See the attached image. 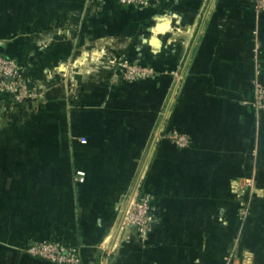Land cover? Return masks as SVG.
<instances>
[{"label": "crops", "instance_id": "0c3cea01", "mask_svg": "<svg viewBox=\"0 0 264 264\" xmlns=\"http://www.w3.org/2000/svg\"><path fill=\"white\" fill-rule=\"evenodd\" d=\"M0 53L27 60L40 92L0 98V264H50L24 251L46 236L82 264H264V114L245 102L256 69L264 81V10L0 0ZM117 56L157 75L113 83ZM172 129L186 148L162 138ZM138 184L160 213L146 243L116 210Z\"/></svg>", "mask_w": 264, "mask_h": 264}, {"label": "built area", "instance_id": "2783aa9c", "mask_svg": "<svg viewBox=\"0 0 264 264\" xmlns=\"http://www.w3.org/2000/svg\"><path fill=\"white\" fill-rule=\"evenodd\" d=\"M256 10H264V0H250ZM122 6L144 7L149 0H116ZM110 65V80L113 83L127 84L155 78L157 71L150 65L137 60L117 56L108 60ZM28 62L16 56H6L0 53V98L4 103H24L27 100L39 98V86L35 84V76L27 71ZM251 96L245 101L252 109L264 114V81L261 80L259 71L253 72L251 79ZM175 92V87L173 88ZM175 94V93H174ZM179 149L189 145L186 133L174 129L162 134ZM80 142H86L81 137ZM83 171H76V179L82 181ZM247 186L252 187V180H246ZM116 210L120 214L122 226H133L139 240L146 243L153 228L160 221V213L155 205V195L152 191L142 189L136 185L131 198ZM24 251L31 256L41 258L50 264H82L77 247L69 241L56 236H46L33 239L26 243Z\"/></svg>", "mask_w": 264, "mask_h": 264}, {"label": "rangeland", "instance_id": "374dc122", "mask_svg": "<svg viewBox=\"0 0 264 264\" xmlns=\"http://www.w3.org/2000/svg\"><path fill=\"white\" fill-rule=\"evenodd\" d=\"M163 29H160V30L162 31ZM141 37L143 39L142 41H147L148 32L147 31H144L143 34L141 35ZM99 64L101 65V64H105V63H101L100 62ZM237 214H238L239 218L242 219V220H245V219L249 218V216L251 215V207H250V205L249 204H241V205H239L237 207Z\"/></svg>", "mask_w": 264, "mask_h": 264}, {"label": "trees", "instance_id": "16d2710c", "mask_svg": "<svg viewBox=\"0 0 264 264\" xmlns=\"http://www.w3.org/2000/svg\"><path fill=\"white\" fill-rule=\"evenodd\" d=\"M9 103V102H8Z\"/></svg>", "mask_w": 264, "mask_h": 264}]
</instances>
